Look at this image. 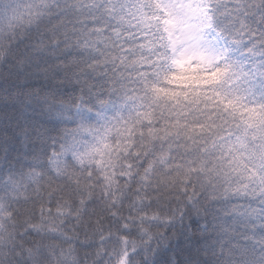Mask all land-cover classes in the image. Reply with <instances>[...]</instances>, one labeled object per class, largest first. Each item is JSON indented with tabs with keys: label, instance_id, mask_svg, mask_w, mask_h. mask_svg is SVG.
Returning <instances> with one entry per match:
<instances>
[{
	"label": "clouds",
	"instance_id": "9594fccd",
	"mask_svg": "<svg viewBox=\"0 0 264 264\" xmlns=\"http://www.w3.org/2000/svg\"><path fill=\"white\" fill-rule=\"evenodd\" d=\"M193 3L0 0V264H264V0Z\"/></svg>",
	"mask_w": 264,
	"mask_h": 264
},
{
	"label": "snow or ice",
	"instance_id": "6c2138e0",
	"mask_svg": "<svg viewBox=\"0 0 264 264\" xmlns=\"http://www.w3.org/2000/svg\"><path fill=\"white\" fill-rule=\"evenodd\" d=\"M151 3V0H148ZM198 10L193 0H155L154 14L152 19L158 31L167 33L172 45L181 40H194L198 31L197 22ZM203 83V82H198ZM242 97H236L229 101L228 104L233 106L234 112L239 116V121L244 125L243 133L245 136H256L261 131L259 123L256 119L258 113L253 107L242 103ZM248 115L244 116L243 113ZM150 133L153 129L148 130ZM99 139V147L91 145L88 153H99L103 155L105 149L110 150L109 143Z\"/></svg>",
	"mask_w": 264,
	"mask_h": 264
}]
</instances>
